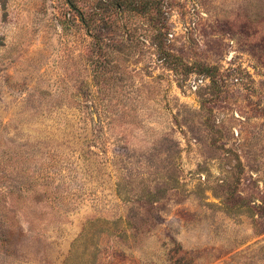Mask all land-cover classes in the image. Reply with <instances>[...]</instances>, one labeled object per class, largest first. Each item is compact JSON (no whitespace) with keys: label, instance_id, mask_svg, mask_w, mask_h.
Returning <instances> with one entry per match:
<instances>
[{"label":"rangeland","instance_id":"obj_1","mask_svg":"<svg viewBox=\"0 0 264 264\" xmlns=\"http://www.w3.org/2000/svg\"><path fill=\"white\" fill-rule=\"evenodd\" d=\"M0 264H264V0H0Z\"/></svg>","mask_w":264,"mask_h":264}]
</instances>
